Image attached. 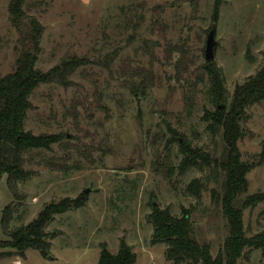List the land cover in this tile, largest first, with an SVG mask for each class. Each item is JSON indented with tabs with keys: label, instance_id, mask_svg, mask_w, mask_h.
Instances as JSON below:
<instances>
[{
	"label": "rangeland",
	"instance_id": "1",
	"mask_svg": "<svg viewBox=\"0 0 264 264\" xmlns=\"http://www.w3.org/2000/svg\"><path fill=\"white\" fill-rule=\"evenodd\" d=\"M9 1L0 0V77L14 70L24 48ZM23 9L42 26L35 67L58 71L30 94L24 129L60 139L23 154L31 173L15 195L6 175L0 179V243L9 241L1 227L7 205L10 229L46 205L81 206L47 223L45 255L28 249L21 257L5 244L0 264H97L101 248L115 253L121 239L135 252L134 264H172L165 244L152 241L154 206L173 215L187 210L194 236L216 255L228 235L213 198L223 144L206 112L216 104L227 110L236 86L264 67V0H25ZM212 24V62L225 89L216 100L204 58ZM240 126L241 160L255 163L264 147V100L245 108ZM180 144L204 159L182 169ZM246 178L242 201L264 192V163ZM192 180L198 192L188 189ZM243 222L247 235L262 231L264 202L243 208ZM249 258L264 264L258 249Z\"/></svg>",
	"mask_w": 264,
	"mask_h": 264
},
{
	"label": "trees",
	"instance_id": "2",
	"mask_svg": "<svg viewBox=\"0 0 264 264\" xmlns=\"http://www.w3.org/2000/svg\"><path fill=\"white\" fill-rule=\"evenodd\" d=\"M24 3L25 0L9 1L10 20L19 31L18 40L24 48L16 58L14 70L0 77V179L6 175V184L13 195L16 194V183L23 181L31 173L23 169V154L35 149H50L51 144L60 139L59 136L36 135L24 129L26 112L31 107L30 94L40 83L49 82L58 74L54 69L42 72L35 67L40 51L42 26L35 17L25 13ZM206 61L212 96L215 100L223 98L225 89L221 76L214 68L212 60ZM261 100H264V67L250 77L247 83L236 86L227 110L219 108L216 104L213 112H206L208 120L219 129L223 144L221 160L216 162L220 168V190H217L219 192H216L213 198L226 219L228 235L216 255L211 253L209 243L200 242L194 236V227L187 210L183 209L181 215H173L166 208H152L148 216L153 226L152 241L165 244V257L172 264H250L249 256L257 249L264 257V229L247 235L243 222V208L264 202V192L248 196L243 201L240 199V195L247 189L246 174L255 165L264 163V147L255 163L242 161L237 147V142L244 136V130L240 126L243 111L248 105ZM180 146L183 159L179 166L182 169L204 159V155L198 150L183 148V144ZM188 189L198 192V180H192ZM72 206L79 207L81 204L62 202L46 205L35 219L15 229L9 228L12 208L5 206L2 210L1 227L9 241L0 243V246L9 244L14 250V255L21 257H25L28 249H36L45 255L49 247L45 226L54 215ZM5 255L0 251V259ZM135 261V252L121 239L115 253L109 252L105 247L101 248L97 264H134Z\"/></svg>",
	"mask_w": 264,
	"mask_h": 264
},
{
	"label": "water",
	"instance_id": "3",
	"mask_svg": "<svg viewBox=\"0 0 264 264\" xmlns=\"http://www.w3.org/2000/svg\"><path fill=\"white\" fill-rule=\"evenodd\" d=\"M215 29H216L215 24H212L210 30L208 31V33L206 35L205 48H204L205 60H213L214 59V47L216 45ZM218 106H219V108H221L222 104H219ZM83 191L85 193H88L90 191V189L85 188Z\"/></svg>",
	"mask_w": 264,
	"mask_h": 264
},
{
	"label": "crops",
	"instance_id": "4",
	"mask_svg": "<svg viewBox=\"0 0 264 264\" xmlns=\"http://www.w3.org/2000/svg\"><path fill=\"white\" fill-rule=\"evenodd\" d=\"M16 261H17V259L16 260H13V262L11 264H17ZM20 264H22L21 261H20Z\"/></svg>",
	"mask_w": 264,
	"mask_h": 264
},
{
	"label": "built area",
	"instance_id": "5",
	"mask_svg": "<svg viewBox=\"0 0 264 264\" xmlns=\"http://www.w3.org/2000/svg\"><path fill=\"white\" fill-rule=\"evenodd\" d=\"M16 263H17V264H20V260H17Z\"/></svg>",
	"mask_w": 264,
	"mask_h": 264
}]
</instances>
